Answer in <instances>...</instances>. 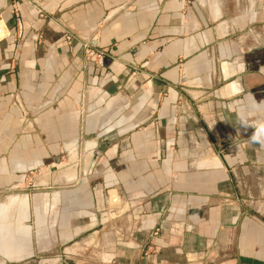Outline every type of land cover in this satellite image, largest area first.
<instances>
[{
	"label": "crops",
	"instance_id": "crops-1",
	"mask_svg": "<svg viewBox=\"0 0 264 264\" xmlns=\"http://www.w3.org/2000/svg\"><path fill=\"white\" fill-rule=\"evenodd\" d=\"M231 1L0 0V222L38 224L2 264H264V0Z\"/></svg>",
	"mask_w": 264,
	"mask_h": 264
},
{
	"label": "built area",
	"instance_id": "built-area-1",
	"mask_svg": "<svg viewBox=\"0 0 264 264\" xmlns=\"http://www.w3.org/2000/svg\"><path fill=\"white\" fill-rule=\"evenodd\" d=\"M15 1L18 2L20 0ZM36 7L38 16L40 18H46L47 14H45L43 8L39 4H36ZM12 14L16 32L18 37L21 38L23 34V19L15 4H13ZM65 41L70 49H73L75 46L81 48L85 64L92 67L96 74H100L105 69L106 62L110 58L111 52L109 48L101 45L100 40L95 35L91 37H82L78 34L68 32L65 35Z\"/></svg>",
	"mask_w": 264,
	"mask_h": 264
},
{
	"label": "rangeland",
	"instance_id": "rangeland-1",
	"mask_svg": "<svg viewBox=\"0 0 264 264\" xmlns=\"http://www.w3.org/2000/svg\"><path fill=\"white\" fill-rule=\"evenodd\" d=\"M261 2V0H258ZM231 6L233 7V0L231 1ZM72 50V49H71ZM83 60L85 62V59H84V56H83ZM9 188V187H8ZM3 194H1L0 192V213L3 211V213H10L11 212V199H10V195L13 193L11 190H3L2 192ZM3 204V205H1ZM28 225H31V231L30 232H37V229H38V224H35V223H30V224H27V223H11V222H0V234H2L3 236V242H4V245H5V242L9 241L11 239V237H16V235L19 236V238H21L22 236L25 235V229H26V226ZM36 227V228H35ZM1 236V235H0ZM5 246L3 247V250ZM0 252H1V248H0ZM2 257L4 256H1V253H0V264H2L1 262L3 261L2 260ZM29 260H25V261H21V262H14V263H11V262H8L6 263L4 261V264H23L25 262H28Z\"/></svg>",
	"mask_w": 264,
	"mask_h": 264
},
{
	"label": "clouds",
	"instance_id": "clouds-1",
	"mask_svg": "<svg viewBox=\"0 0 264 264\" xmlns=\"http://www.w3.org/2000/svg\"><path fill=\"white\" fill-rule=\"evenodd\" d=\"M252 139H253L254 141H257V140H259V137H258V136H254Z\"/></svg>",
	"mask_w": 264,
	"mask_h": 264
},
{
	"label": "bare ground",
	"instance_id": "bare-ground-1",
	"mask_svg": "<svg viewBox=\"0 0 264 264\" xmlns=\"http://www.w3.org/2000/svg\"><path fill=\"white\" fill-rule=\"evenodd\" d=\"M0 33H1V27H0ZM1 34H3V33H1Z\"/></svg>",
	"mask_w": 264,
	"mask_h": 264
}]
</instances>
